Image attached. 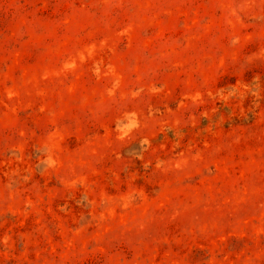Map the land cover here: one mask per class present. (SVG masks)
<instances>
[{"label":"rangeland","instance_id":"1","mask_svg":"<svg viewBox=\"0 0 264 264\" xmlns=\"http://www.w3.org/2000/svg\"><path fill=\"white\" fill-rule=\"evenodd\" d=\"M0 264H264V0H0Z\"/></svg>","mask_w":264,"mask_h":264}]
</instances>
